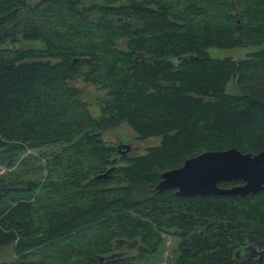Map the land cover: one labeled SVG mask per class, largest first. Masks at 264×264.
Listing matches in <instances>:
<instances>
[{"label":"trees","instance_id":"trees-1","mask_svg":"<svg viewBox=\"0 0 264 264\" xmlns=\"http://www.w3.org/2000/svg\"><path fill=\"white\" fill-rule=\"evenodd\" d=\"M82 1L0 0V163L16 167L0 174V264H148L169 227L168 264H250L230 254L245 237L264 247V190L154 184L199 151L264 147V0ZM79 82L101 90L97 116ZM121 123L140 150L107 138Z\"/></svg>","mask_w":264,"mask_h":264},{"label":"water","instance_id":"water-1","mask_svg":"<svg viewBox=\"0 0 264 264\" xmlns=\"http://www.w3.org/2000/svg\"><path fill=\"white\" fill-rule=\"evenodd\" d=\"M120 136L116 144L117 151H129V137L122 133ZM112 168L113 166L107 167L102 172L96 173L95 177H104ZM229 180L240 182L223 186L218 184ZM6 186L5 183H0V191ZM166 188H174V192L179 195L243 196L264 190V147L256 152L241 151L234 146L199 151L185 157L180 165L158 173L154 189L159 192ZM120 241L127 245L136 243L135 239H120ZM114 254H120V252H112L111 256Z\"/></svg>","mask_w":264,"mask_h":264},{"label":"rangeland","instance_id":"rangeland-1","mask_svg":"<svg viewBox=\"0 0 264 264\" xmlns=\"http://www.w3.org/2000/svg\"><path fill=\"white\" fill-rule=\"evenodd\" d=\"M35 1H37V0H24L25 5L29 4V6H32L35 3ZM82 2L87 4V1H85V0H83ZM24 9H27L26 6H23L21 10L20 9L18 10V12H17V13H19L18 15H20L22 10H24ZM39 13H41V12L38 11V13H36V15H34L31 18V20L34 19L36 22H38V20L40 18V16L38 15ZM2 29L3 28L1 26L0 30H2ZM1 34H2V32H0V35ZM15 36L17 38L16 41H18L20 44L25 45V46L29 45V46H34V47H42L44 44L42 39L32 38L29 40H25L21 37L20 33H16ZM0 46H2V43H0ZM249 49H250V46H245V45H240L237 47H217V46L211 45V46L206 47V51L210 56H219V57L230 56L232 58H238V57L243 56L245 54V52L248 51ZM78 85H79V88L82 90L81 97L87 103L90 113L93 114L94 116H97L99 114V105H98L97 100L102 95V93H100L101 90L97 89L96 86L89 85L85 82H79ZM119 126H120V130H118L119 127H114L113 129L107 131V133H106L107 138H113V140L118 143L120 140V137H121L120 136L121 133H122V135H126V136H129L132 138H133V136H135V135H132L133 133L128 126H126L122 123ZM121 131H124V133ZM130 133H132V134H130ZM149 141H151V140H149ZM140 144H141V142L139 140L138 141L134 140L132 145L138 146V148L133 147L132 152H134L135 150H140L141 149ZM30 152L37 154L36 150H30ZM11 168H12V170H14L16 167L12 166L8 169L7 167H5L4 165H2L0 163V174L7 172V170H10ZM159 237L161 238L159 246L156 248L154 253H152L151 256H154V257L152 258V260L148 264H168L169 261L174 256V253L176 251V242L178 241V236H177L175 230L172 227H169L166 231L159 234ZM8 248L9 247L5 248L4 251H2V254H0V257H8L9 256ZM173 250H175L174 253H173Z\"/></svg>","mask_w":264,"mask_h":264},{"label":"flooded vegetation","instance_id":"flooded-vegetation-1","mask_svg":"<svg viewBox=\"0 0 264 264\" xmlns=\"http://www.w3.org/2000/svg\"><path fill=\"white\" fill-rule=\"evenodd\" d=\"M129 145H130L129 150L130 151L133 150L131 147L132 143H129ZM239 182L240 181H237V180L236 181L229 180L228 185H232V184L239 183ZM166 189H169V188H166ZM170 189L174 191V188H170ZM198 195H201V194H198ZM249 230H250L249 227H246L243 229V232L247 233ZM125 245L128 247L132 246V245H127L126 243ZM174 251L175 250H173V253ZM230 259H234L238 262H249L250 264H264V247L256 244L254 239L248 240V238L245 237L244 239H242V241L238 245L232 248ZM229 264H232V263H229Z\"/></svg>","mask_w":264,"mask_h":264}]
</instances>
